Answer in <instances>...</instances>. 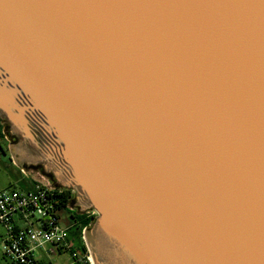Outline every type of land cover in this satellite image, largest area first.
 <instances>
[{
  "label": "water",
  "instance_id": "obj_1",
  "mask_svg": "<svg viewBox=\"0 0 264 264\" xmlns=\"http://www.w3.org/2000/svg\"><path fill=\"white\" fill-rule=\"evenodd\" d=\"M0 120L94 264H264V0H0Z\"/></svg>",
  "mask_w": 264,
  "mask_h": 264
},
{
  "label": "built area",
  "instance_id": "obj_2",
  "mask_svg": "<svg viewBox=\"0 0 264 264\" xmlns=\"http://www.w3.org/2000/svg\"><path fill=\"white\" fill-rule=\"evenodd\" d=\"M25 187L0 186V226L3 255L12 264H94L82 231L76 245L68 238L72 224L64 216L60 187L46 188L20 168ZM94 217V211L83 212ZM64 257L58 262L56 258Z\"/></svg>",
  "mask_w": 264,
  "mask_h": 264
},
{
  "label": "rangeland",
  "instance_id": "obj_3",
  "mask_svg": "<svg viewBox=\"0 0 264 264\" xmlns=\"http://www.w3.org/2000/svg\"><path fill=\"white\" fill-rule=\"evenodd\" d=\"M8 148V145H6ZM24 169V167H23ZM26 171V170H25ZM20 168L17 167L9 155L6 153L0 152V186L1 187H25L24 177L20 173ZM27 173V172H26ZM28 174V173H27ZM3 229L0 226V264H12L9 259L3 255L2 250V239L1 235ZM78 234L75 235L71 229L68 231V238L76 245ZM58 262L65 260L64 257L56 258Z\"/></svg>",
  "mask_w": 264,
  "mask_h": 264
},
{
  "label": "flooded vegetation",
  "instance_id": "obj_4",
  "mask_svg": "<svg viewBox=\"0 0 264 264\" xmlns=\"http://www.w3.org/2000/svg\"><path fill=\"white\" fill-rule=\"evenodd\" d=\"M0 124H1V122H0ZM10 142H11V138L4 133V127L3 126L0 127V152L1 153H6L9 155L8 148L6 145H8ZM70 205H71V201H70ZM75 211H76L75 209L74 210H67L64 213V216H65L66 220L72 224L71 231L75 235H77V234L79 235V234H81L80 230H78V226L80 224L77 221Z\"/></svg>",
  "mask_w": 264,
  "mask_h": 264
},
{
  "label": "trees",
  "instance_id": "obj_5",
  "mask_svg": "<svg viewBox=\"0 0 264 264\" xmlns=\"http://www.w3.org/2000/svg\"><path fill=\"white\" fill-rule=\"evenodd\" d=\"M0 127H2L1 124H0ZM60 190L61 191L57 194L60 202L61 203L70 202L72 200V192L64 188H60ZM75 212H76L77 221L80 224L78 226V230H81L83 226H87L91 222L92 217L87 216L85 213H79L77 210Z\"/></svg>",
  "mask_w": 264,
  "mask_h": 264
}]
</instances>
